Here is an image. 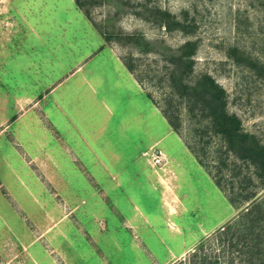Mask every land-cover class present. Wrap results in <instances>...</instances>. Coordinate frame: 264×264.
I'll return each instance as SVG.
<instances>
[{"label": "rangeland", "instance_id": "1", "mask_svg": "<svg viewBox=\"0 0 264 264\" xmlns=\"http://www.w3.org/2000/svg\"><path fill=\"white\" fill-rule=\"evenodd\" d=\"M110 3L94 22L173 49L197 41L195 74L212 75L264 143V78L231 55L264 64V0ZM146 6L188 12L196 33L146 22ZM131 54L140 81L124 66ZM165 66L106 43L75 0H0V264H193L202 243L213 262L243 263L218 230L242 210L229 202L240 183L264 190L175 98L182 127H170Z\"/></svg>", "mask_w": 264, "mask_h": 264}, {"label": "trees", "instance_id": "2", "mask_svg": "<svg viewBox=\"0 0 264 264\" xmlns=\"http://www.w3.org/2000/svg\"><path fill=\"white\" fill-rule=\"evenodd\" d=\"M75 4L101 32L106 43L116 42L124 47H136L139 53H154L163 57L166 63L163 81L169 90L163 115L170 127L176 132L182 127L172 105L175 98L179 100L180 105L186 107L192 119L204 123L198 130L202 137L218 138L222 143L221 147L225 146V154H231L248 167L254 168V174L260 180L259 186L264 190V143L258 136L247 132L240 117L230 112L228 93L217 80L208 73L195 74V58L199 50L197 41L189 40L179 48L173 49L165 45L164 41L152 42L143 35L117 31L115 20H109L107 25L94 22L93 10L104 4L111 5L110 0H75ZM119 14L120 12H117L116 17ZM136 15L159 29L164 28L170 34L181 33L189 37L194 36L197 31L196 22L190 19L188 12L179 17L160 7L146 6ZM231 52L238 63L245 61L250 69L264 78V64L237 48H233ZM123 63L126 69L135 75L137 65L133 54L123 58ZM135 77L140 81L138 76ZM148 98L151 99V95H148ZM238 174H242L241 170ZM216 185L223 189L221 181H217ZM238 189V196H242V199L230 196L229 202L242 210L236 220L218 230L219 241L222 245L230 243L233 248L241 245L240 253L245 255L242 264H264V196L259 198L257 193L245 195L247 189L242 183ZM246 204L249 206L246 207ZM199 252L202 253L196 252L193 256V264H220L218 261L213 262L205 253L204 243L199 245Z\"/></svg>", "mask_w": 264, "mask_h": 264}, {"label": "built area", "instance_id": "3", "mask_svg": "<svg viewBox=\"0 0 264 264\" xmlns=\"http://www.w3.org/2000/svg\"><path fill=\"white\" fill-rule=\"evenodd\" d=\"M157 157L159 156V152H156ZM159 162V161H158Z\"/></svg>", "mask_w": 264, "mask_h": 264}, {"label": "crops", "instance_id": "4", "mask_svg": "<svg viewBox=\"0 0 264 264\" xmlns=\"http://www.w3.org/2000/svg\"><path fill=\"white\" fill-rule=\"evenodd\" d=\"M107 168V167H106Z\"/></svg>", "mask_w": 264, "mask_h": 264}]
</instances>
